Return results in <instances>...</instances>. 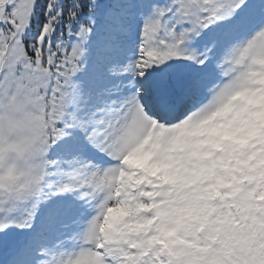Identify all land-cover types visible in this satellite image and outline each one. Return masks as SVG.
<instances>
[{"label":"snow or ice","instance_id":"6c2138e0","mask_svg":"<svg viewBox=\"0 0 264 264\" xmlns=\"http://www.w3.org/2000/svg\"><path fill=\"white\" fill-rule=\"evenodd\" d=\"M0 264H264V0H0Z\"/></svg>","mask_w":264,"mask_h":264}]
</instances>
